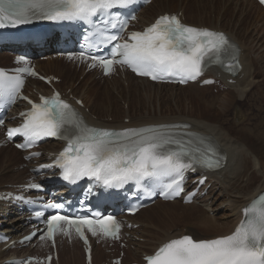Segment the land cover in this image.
<instances>
[{
    "label": "snow or ice",
    "instance_id": "snow-or-ice-1",
    "mask_svg": "<svg viewBox=\"0 0 264 264\" xmlns=\"http://www.w3.org/2000/svg\"><path fill=\"white\" fill-rule=\"evenodd\" d=\"M260 2L264 4V0ZM134 3L135 0H0V28L15 27L34 19L79 20L92 25L94 17L104 16L109 17L104 20L105 25L112 29L119 27L123 31L127 28V20H119V14H114L112 10ZM97 31L104 43L116 42L110 58L92 57L105 73H110L115 64H120L153 80L168 77H176L181 83L195 80L208 63H223L225 55L236 61L235 52L238 51L224 33L185 25L176 15L160 16L144 31L131 32L123 42H120L118 34L104 35L100 29ZM80 55L83 57L84 53ZM18 59L23 60V57ZM31 74L35 75L34 72ZM22 87L23 80L19 76H9L0 70V103L14 101ZM29 103L31 110L21 114L25 117L23 124L9 129L8 136L22 134L25 143L17 145L21 148H31L42 137L66 139L67 147L55 161L63 170L62 176L66 181L75 182L88 177L102 183L105 188H121L130 181L140 186L146 178L157 181L167 178L168 182L161 185L160 195L170 198L183 191L186 171L220 166L219 160L214 159L217 155L215 148L207 144L204 138L164 130L180 128V125L122 131L96 129L88 127L75 110L60 99L59 93L51 98L41 96L39 103L30 100ZM0 124H3V120H0ZM199 183L203 184L204 180H199ZM30 187L38 188L39 185ZM191 196L189 194L186 199L190 200ZM50 207L59 209L63 205ZM244 211L245 220L232 234L202 240L185 235L170 240L153 255L146 257L147 264H264V195ZM35 215L41 217L43 213L36 212ZM95 215L96 219L88 216L70 218L57 213L47 220L45 235L50 240H54L56 231L70 235L68 229L61 227L62 223H66L69 229L75 228L86 244L85 226L93 236L102 234L118 239L120 224L116 218L112 215L101 218L100 213Z\"/></svg>",
    "mask_w": 264,
    "mask_h": 264
},
{
    "label": "bare ground",
    "instance_id": "bare-ground-1",
    "mask_svg": "<svg viewBox=\"0 0 264 264\" xmlns=\"http://www.w3.org/2000/svg\"><path fill=\"white\" fill-rule=\"evenodd\" d=\"M162 1L165 2L172 1L174 2V4L175 2L179 3V1L189 2V0H157L156 2L150 4L146 9L143 10L140 16L141 21H144V23H148L154 18L155 16L154 14L163 13L164 11H166V9H162ZM208 1L209 4L208 5L207 3L205 4L207 6L200 4L199 2H197L196 5L188 4L187 12H189V15L194 17L197 21V22H189V23L195 25H205L203 24L205 19H202L203 16L199 13V11L202 10L207 11L206 8L209 6L210 7L209 13L210 14L216 13L215 17L217 19L228 18L229 22L227 20L226 26L223 29L229 31L232 35H234L238 39V41L240 42L243 48V53L241 57L243 62V69L239 75L234 77L235 82L234 83L227 82V79L231 77L230 75L222 76L223 81L225 82L226 85H228V93H229L228 97H223L220 99L214 98L215 100L213 99L211 107L203 108V110L206 113L215 112L217 116L220 115L221 116L220 118L223 121L220 124L223 127H221L220 125H215L214 121L211 120L210 117L206 115V113L204 116L202 114L204 111L201 112L198 110L197 113H193L196 110L192 109L193 111L191 115L194 116L195 118H191L189 114H187L181 109L182 101L189 100V102L191 101L190 103H193V101L195 100V102H197L196 92L193 91L181 93L175 96L177 97V99H175L174 101L181 116L178 115L171 116L170 115L172 113L170 112L171 108L168 112L165 111L163 112L161 108L163 107L168 108L169 107L168 105L170 104L169 101L165 99L160 100L161 101L160 104L158 103L160 110L159 116L147 115L150 113L151 107H153V104L150 105V103L153 101L152 91H154V93H156V96L159 97V95L163 96V93H161L162 90H160L159 87L162 88L170 87L171 89L178 88V89L186 90V88H190L194 84H189L187 86H176V85H165V84L160 85V84L151 83L146 79L145 80L138 79L142 81L137 86H135L134 84H132L133 78L127 77L126 79H124V81L125 80L128 81V84L125 88L123 87L121 80L114 79L113 86L111 88L108 87L105 89L106 90L104 93L105 99L103 100H101L100 96H95V94L98 93L93 92L92 87H89L86 93L84 94L86 106H88L90 109V112L87 113V116L97 124L110 125V126H128V125H137L142 123L186 121L192 124L193 129H196L202 133L209 135L210 139H216V141H218L222 149L228 154L226 165L222 169L209 174V181L213 182L212 185L213 188L211 193H213L214 190L219 187L220 194L224 192L225 193L224 196L230 195L229 197L233 198V200H231L232 201L231 204L233 206V209L235 208L237 209L233 211L234 214H232V217L230 219L221 222L222 224L220 226L221 229H219L220 227H218L220 222L218 223V221H214L212 217H203L200 220H196L192 214L189 215L186 214L180 215L182 213L175 214L174 213L175 206H173V204H176L178 202L181 203L179 200H175L173 202H158L157 204L140 211L141 213L138 212L134 217V219L136 218L138 219L136 222L142 223V225L138 228V231L140 232L138 236L142 239H145V241L132 242L135 244L136 248L134 250L131 249V251L127 253L128 257L131 258L138 257L140 255L139 254L140 251H153V249L158 244L170 238L180 236L182 234L194 233L196 237L200 239V238L214 237L229 233L233 229L237 221V218L240 216V213H238V208L240 209V207L244 203H246L259 191L264 189V166L261 165L260 167L261 169L259 168L257 169L258 162L255 161V158L249 152V149H251V147L257 143L256 142L257 141L256 137H258L257 133L253 129H249L246 127L238 128L236 126H232V119L229 118L230 115H234L237 119L243 121L242 123L243 126H245L247 121L249 120V118L245 117L246 111L241 107V104L243 103L241 101L244 94L254 89L253 87L258 82L257 77L259 74L258 73L259 70L256 68L254 63L257 59L254 57L250 58V56L251 54L255 53L253 51V48H256L258 50L264 46L263 43L264 42V9L258 4H256L255 1L253 0H208ZM155 4H156V8H154ZM222 9L224 10L223 14L221 12ZM216 23L217 21L214 24L217 25ZM245 24L247 25L246 26L247 29H245L244 26ZM236 27L240 28L242 32L241 35L243 34L244 37L240 35V32L238 34L237 31H235ZM251 28H252L251 31H253L252 33L248 31ZM261 36H263V38H261ZM244 38L245 39L248 38V39L245 40ZM2 56L0 55V57ZM46 64L47 65L51 64V66L54 68L48 65L51 68L50 70V68ZM46 64L44 65V67L52 71V73L56 72L57 74H59V76H62L67 79H71L69 86L74 90V92L76 93L79 92L80 85H76V86L74 85L75 74L69 71V69L65 73L64 71H62L66 68L65 64H63L59 60H51ZM251 68H253V71H251ZM123 89L127 91L129 90L131 92L133 91L134 92L133 97L135 98V100H133L132 98H130L131 99L130 100L125 95H124L125 97L122 96L121 92ZM198 89L202 90L203 88L199 86ZM110 90H113V93L114 92L118 93L119 98L126 99L128 101L129 104L128 109L123 108L122 111L119 109V106L117 105L118 103H116V100L112 98ZM90 92H93L92 99L88 98L87 95ZM232 92L236 93L238 96L235 97L231 95ZM172 96H173V91L171 92V95H168L167 98L173 100ZM121 113H123L122 116L120 115ZM162 113H166L167 115L163 116L164 114ZM106 116H113L114 119H112V121H106L104 119V117ZM127 116L130 117L129 123H125L123 121L124 117ZM231 133L237 134L238 136L237 139L233 138L234 136L232 137ZM241 141L244 142V144H242ZM50 147L51 148L54 147V144H52ZM182 205L185 206V209H188L191 208L193 204H182ZM139 215H143L146 218L141 219L138 217ZM179 218H183V219L189 218L191 222L196 220L197 222L196 223L194 222L195 224L192 223L193 225H197L198 227H201L203 229L210 228L212 229L213 232L211 235H207V236H201L196 232H192V231L189 232L184 230H180L178 232H169L168 230H171L175 227V225L170 227L171 224L173 223L170 222L169 220L170 219L174 220ZM189 220L188 222H190ZM216 225L218 229L215 227ZM64 249L65 246L63 247L62 253L64 252ZM98 251L103 254L101 248H97L96 255L98 254ZM61 255H62V259H60V264H62V262L64 261V254ZM6 256H7L6 252L0 249V264H3V261L6 258ZM67 263L73 264L76 263V260L73 262H70L69 260L67 261ZM63 264H65V262H63Z\"/></svg>",
    "mask_w": 264,
    "mask_h": 264
},
{
    "label": "rangeland",
    "instance_id": "rangeland-1",
    "mask_svg": "<svg viewBox=\"0 0 264 264\" xmlns=\"http://www.w3.org/2000/svg\"><path fill=\"white\" fill-rule=\"evenodd\" d=\"M197 2H199L200 4H203V5H205L206 3H207V5L209 4L208 0L207 1L206 0L205 1L196 0V1H194V5H196ZM207 5H205V6H207ZM206 9H207V11H203V10L199 11V13L203 16L202 19H205V22L211 23L213 21L212 24H214L217 21V23H216L217 25H219V24L222 25L223 24L224 27L226 26L228 18L217 19L215 16H213L212 13L211 14L209 13V10H210L209 6ZM221 12L223 14L224 10L222 9ZM209 16H210V18H209ZM211 17L214 18V19H212ZM188 19H189L188 21L197 22L196 19L194 17L190 16V15H188ZM218 20H219V22H218ZM228 22H229V20H228ZM244 26H245V29H247L246 28L247 25L245 24ZM251 30H252V28L249 29L248 31L250 33H252L253 31H251ZM235 31H237L238 34L240 32V35L242 33L240 28H237V27L235 28ZM241 36L244 37L243 34ZM261 38H263V36H261ZM247 39H245V40H247ZM243 42H244V40H243ZM253 51L255 53L251 54L250 58L254 57V58L257 59L254 63H255L256 68L259 70V72H258L259 74H258V77H257V81L258 82L253 87L254 89H252V90L248 91L246 94H244V96L242 97V101H241V102H243L242 103L243 105L241 104V107L246 111V116L245 117L249 118V120L247 121L246 125L243 126V124H242L243 121L237 119L234 115H230L229 118L232 119V126H236L238 128L246 127V128H249V129H253L257 133V136H258V137H256L257 138V141H256L257 143L254 146H252L251 149H249V152L255 158V161L258 162L257 163V169L258 168L261 169L260 168L261 165L264 166V46L262 48L258 49V50L256 48H253ZM48 65L50 67H52L51 64H48ZM52 68H54V67H52ZM55 69H57V68H55ZM65 69H67V70H65ZM65 69L62 70V71H64V73L68 71L67 67ZM50 70H51V68H50ZM251 71H253V68H251ZM84 80H83V82H84ZM81 84L79 86L80 87L79 92L83 91V94H85L89 87L88 86L86 87L85 84H83V85H81ZM198 87L199 86H196V84L192 85V87H190V88H186V90L178 89V88L171 89L170 87H167V88L166 87L165 88L159 87V89L162 90L161 93H163V96L159 95V97H157L156 93H154V91H152L153 92V101L150 103V105L153 104V107H151V109H150L151 111L147 115L159 116L160 110H159L158 103L160 104V102H161L160 100L165 99V100L169 101L170 104L168 105L169 106L168 108H165V107L161 108L160 107L163 110V112L164 111L168 112L170 110V108H171V110H170V112H172L170 114L171 116H177V115L181 116V114L178 111V108L176 106V103L174 101L175 99H177V97H175V96H177L178 94H181V93H186V92H192L193 91V92H196V96H197L196 101L197 102H195V100L193 101V103H190L191 101L189 102V100L182 101V103H181V107L182 108L181 109L184 112H186L187 114H189L191 118H195L194 116L191 115V113L193 111L192 109L196 110L193 113H197L198 110L203 112L204 111L203 110L204 107L208 108V107L212 106V101H213L214 98L220 99V98H223V97H228V94H229L228 90H217L213 86L209 87L207 89L203 88L202 90H199ZM83 88H84V90H83ZM156 90H157V88H156ZM110 91H111L112 98L114 100H116V103H118L117 105L119 106V109L122 111V109L125 108V106L123 105V101L119 100L120 99L119 98V94L115 93V92L113 93V90H110ZM172 91H173V96H172L173 100L167 98L168 95H171ZM93 92H95V91H93ZM93 92H90V93L87 94L88 98H90V99L93 98V94H92ZM98 92L100 94H95V96H100L101 100L105 99V94L101 95V91H98ZM121 93H122V96L125 95L129 99L132 98L133 100H135V98L133 97L134 96V92L133 91L131 92L129 90L127 91V90L123 89ZM231 95H233L235 97L238 96L234 92H232ZM198 104H200V105H198ZM249 112H251V113H249ZM205 113L206 112L204 111L202 114L205 116ZM122 114L123 113H121L120 115L122 116ZM162 114H164L163 116L167 115L166 113H162ZM206 115H208L210 117V119L214 121L215 125H220L221 127H223L220 124V123L223 122L221 120V118H220L221 117L220 115L217 116L215 114V112L214 113L213 112L206 113ZM107 118L111 119V117H107ZM221 129H223V128H221ZM231 136L232 137L234 136L233 138H235V139H237V137H238L237 134H234V133H231ZM241 143L244 144V142H242V141H241ZM4 171H5L4 170V165H2L0 163V176L3 175ZM2 181H6V178L3 179ZM219 194H220V188L218 187V188H216V190H214V192L211 195V197L208 196V198H207L208 200L206 199L204 201H200L198 203H195V204L192 205L191 208H188V209H185V206H183L179 202L176 203V204H173V206H175L174 213L175 214L182 213L180 215L192 214L195 217L196 220H200L203 217H212V219L214 221H218V223L220 222V224L218 225V227H220L222 225L221 224L222 221H226L227 219H230L232 217V214H234L233 211H235L236 208L233 209V206L231 204L232 203L231 200H233V198L229 197L230 195L224 196V194H225L224 192H222L220 195ZM140 218L144 219L146 217H144L143 215H140ZM184 219L183 218L174 219L175 221L173 219H170L169 221L173 223V224H171L170 227H172L174 225H175V227L173 229H171V230H168V231L169 232H178L180 230H186V231H190V232L191 231L192 232H196L197 234H200L201 236L211 235L212 232H213L212 229H210V228L203 229L201 227H198L197 225H193V224H195L197 222L194 219H193L194 221H192V222L189 220V218L185 219V220ZM188 220L190 222H188ZM215 227L217 228V225ZM219 229H221V227ZM209 231H210V233H209ZM62 254L65 255V252H63ZM75 260H77V259H75ZM65 264H69V263L65 262ZM73 264H76V263H73Z\"/></svg>",
    "mask_w": 264,
    "mask_h": 264
}]
</instances>
